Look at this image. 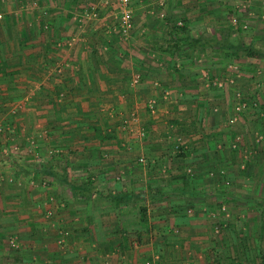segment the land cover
Returning <instances> with one entry per match:
<instances>
[{"label": "crops", "instance_id": "1", "mask_svg": "<svg viewBox=\"0 0 264 264\" xmlns=\"http://www.w3.org/2000/svg\"><path fill=\"white\" fill-rule=\"evenodd\" d=\"M158 1L190 21L198 12L182 3L205 2ZM158 1H131L124 41L112 0H0V264H205L215 255L201 211L212 207L208 171L233 160L230 107L193 52L158 48L171 32L149 10ZM91 4L100 13L89 23ZM256 226L259 242L264 223ZM230 249L231 261L249 256ZM250 258L264 264L258 248Z\"/></svg>", "mask_w": 264, "mask_h": 264}, {"label": "rangeland", "instance_id": "2", "mask_svg": "<svg viewBox=\"0 0 264 264\" xmlns=\"http://www.w3.org/2000/svg\"><path fill=\"white\" fill-rule=\"evenodd\" d=\"M112 1L115 7L111 13L115 14L118 22L119 1ZM206 1L201 4H194L193 1L182 3L186 4V12L189 11L190 15L198 12L192 21L184 15H173V9L167 7V1H158L156 6H150L149 10H154L170 31L181 26H186L188 31L190 26L192 29L189 31L192 33L207 37L216 32V38H220L217 32L226 29L231 43H251L256 49L264 52V0H211L210 3ZM132 5L133 2L131 8ZM200 5H203V8L199 9ZM92 7L94 9H91ZM89 10L95 12L96 16L90 15L88 22H97L99 6L94 4ZM117 30L119 32L118 24ZM119 34L124 41L130 37V34L126 38L120 32ZM192 54L191 58H198L203 62L201 65L205 66L203 70L206 71L204 76L207 78V84L216 87L222 95L226 94L225 103L230 107L226 124L233 130L228 147L232 153V163L223 164L218 160L208 171L211 181H214V190L208 197L212 207L201 212L209 221L212 241L216 243L217 249L215 255L209 257L205 264H253V259L250 258L253 250L258 248L260 252H264V239L259 242L256 241L258 238L255 240L258 233L256 224L260 220L264 223V57H249L242 51L235 56L231 55L229 50L218 48L208 53L196 49ZM184 57L182 59L189 58ZM208 65L212 67H207ZM207 107L211 113L219 111L217 103L210 102ZM179 153L183 152L179 150ZM143 160L145 159L142 158L139 162ZM60 165L62 168L66 167L65 162ZM82 169L79 165H73L70 167V173H81ZM74 178L76 176L71 183L77 184L78 180ZM40 182L43 186L49 184L44 179H40ZM61 230L62 228L57 230V235L64 237L65 232ZM248 236L249 243L244 247L243 239ZM11 238L15 239L16 243L11 244ZM56 243L59 246L65 245L63 242ZM8 245L15 251L20 248L15 237L9 238ZM230 246L235 247L238 255L241 252L244 255V251L248 249V258L229 260V254L233 253ZM211 250L214 251V248Z\"/></svg>", "mask_w": 264, "mask_h": 264}, {"label": "trees", "instance_id": "3", "mask_svg": "<svg viewBox=\"0 0 264 264\" xmlns=\"http://www.w3.org/2000/svg\"><path fill=\"white\" fill-rule=\"evenodd\" d=\"M181 33H185V36L179 38L178 35ZM220 38H216V32L210 34V36L204 37L200 36L198 38H194L192 36L187 35V27L181 26L173 29L170 32V39L164 40L161 46L158 48L161 51L168 52L170 54H174L176 51L180 50L183 46L186 47L187 52L191 53L195 49L203 52L205 46L215 47L220 50H229L231 55L238 56L239 51H242L245 55L249 57H264V52L258 50L252 45H242V44H233L230 42L227 30L220 29L219 32ZM41 169L44 173L51 175L55 178L58 177V172H55L51 169L49 164L41 165ZM65 180V178L63 179ZM71 186V184H70ZM73 187V184H72ZM139 221L141 224L147 223V208L145 205L139 206Z\"/></svg>", "mask_w": 264, "mask_h": 264}, {"label": "built area", "instance_id": "4", "mask_svg": "<svg viewBox=\"0 0 264 264\" xmlns=\"http://www.w3.org/2000/svg\"><path fill=\"white\" fill-rule=\"evenodd\" d=\"M119 1V16H118V29L119 32L123 37H128V35L131 33L132 28H133V18H132V8L130 7L131 5V0H118ZM91 9H94L93 7ZM87 15L90 16L92 15L93 17L96 16L95 12L89 11L87 12ZM147 108L149 109L150 112L155 111V100L151 99L150 101L147 102ZM133 116V114H131ZM142 160V158H140ZM49 215V212H48ZM62 231V230H61ZM60 231V234L62 232ZM11 244L16 243L15 239L11 238L9 241ZM58 243L63 242V235H59V238L57 240Z\"/></svg>", "mask_w": 264, "mask_h": 264}]
</instances>
